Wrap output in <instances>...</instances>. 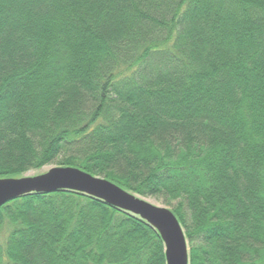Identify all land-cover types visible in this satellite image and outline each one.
<instances>
[{"label": "trees", "instance_id": "obj_1", "mask_svg": "<svg viewBox=\"0 0 264 264\" xmlns=\"http://www.w3.org/2000/svg\"><path fill=\"white\" fill-rule=\"evenodd\" d=\"M76 167L158 196L189 264H264V0H0V178ZM0 264H166L71 190L0 206Z\"/></svg>", "mask_w": 264, "mask_h": 264}, {"label": "water", "instance_id": "obj_2", "mask_svg": "<svg viewBox=\"0 0 264 264\" xmlns=\"http://www.w3.org/2000/svg\"><path fill=\"white\" fill-rule=\"evenodd\" d=\"M56 190L85 194L137 216L160 236L166 264H189L188 240L170 208L150 203L103 177L76 167L54 165L34 175L0 178V206L23 195Z\"/></svg>", "mask_w": 264, "mask_h": 264}, {"label": "rangeland", "instance_id": "obj_3", "mask_svg": "<svg viewBox=\"0 0 264 264\" xmlns=\"http://www.w3.org/2000/svg\"><path fill=\"white\" fill-rule=\"evenodd\" d=\"M55 164H50V165H46L44 166L42 169L36 171V170H31L25 173V175H34L37 173L42 172L43 170L47 169L48 167L54 166ZM147 201H149L150 203H153L155 205H159V206H166L170 209L174 208L177 204V200L173 201L170 205H165V203L163 202L162 198L160 197H156V196H150V197H144Z\"/></svg>", "mask_w": 264, "mask_h": 264}]
</instances>
